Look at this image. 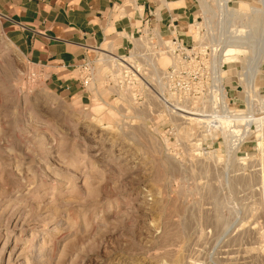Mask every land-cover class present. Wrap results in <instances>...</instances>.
Returning a JSON list of instances; mask_svg holds the SVG:
<instances>
[{"label":"rangeland","instance_id":"1","mask_svg":"<svg viewBox=\"0 0 264 264\" xmlns=\"http://www.w3.org/2000/svg\"><path fill=\"white\" fill-rule=\"evenodd\" d=\"M228 1L207 40L243 62L262 0ZM47 77L0 19V264H264V123L224 173L156 106L70 97Z\"/></svg>","mask_w":264,"mask_h":264},{"label":"built area","instance_id":"2","mask_svg":"<svg viewBox=\"0 0 264 264\" xmlns=\"http://www.w3.org/2000/svg\"><path fill=\"white\" fill-rule=\"evenodd\" d=\"M216 1H203L204 8L196 23L198 39L190 44L175 37L167 42L145 22L135 35L126 37L128 45L124 51L110 45L95 48L93 59L83 60L72 70L83 96L92 100L112 97L136 113L153 105L156 108L151 119L157 118L158 124L167 126L170 132L186 127L194 131L191 145L198 149V154L222 161V171L226 173L230 160L246 158L242 149L250 129L263 125L240 122L234 130L224 123L231 114L264 113V86L255 92L253 103L248 101L247 87L264 76V35L260 28L255 31L257 37H253L250 28L244 29L237 45L241 53H247L245 60L228 61V52L236 43L213 44L207 40L208 35L222 32L213 29L209 16L223 21L235 14L228 0L226 7ZM233 28L227 30L233 32ZM32 65L44 70L42 65ZM216 146L219 150L211 151Z\"/></svg>","mask_w":264,"mask_h":264},{"label":"crops","instance_id":"3","mask_svg":"<svg viewBox=\"0 0 264 264\" xmlns=\"http://www.w3.org/2000/svg\"><path fill=\"white\" fill-rule=\"evenodd\" d=\"M203 1L0 0V19L25 58L44 67L55 91L83 97L72 67L93 59L95 48L124 51L126 37L145 22L167 42L175 37L190 44Z\"/></svg>","mask_w":264,"mask_h":264},{"label":"bare ground","instance_id":"4","mask_svg":"<svg viewBox=\"0 0 264 264\" xmlns=\"http://www.w3.org/2000/svg\"><path fill=\"white\" fill-rule=\"evenodd\" d=\"M217 2V4L219 5V6H221V7H226L227 6V0H217L216 1ZM260 3V2H259ZM261 6H262V14L263 15H261V13H260V15H261V17L260 18H262V19H260L259 17H258V20L260 19V20H262V21H260V25H258V27L257 28H260V30H261V32H262V34L264 35V33H263V28H264V0H262L261 1ZM256 11H260V10H256ZM256 13V12H255ZM255 13L253 14V16L255 15ZM240 14H245V13H243V12H240ZM257 14V13H256ZM258 15V14H257ZM263 16V17H262ZM257 20V21H258ZM258 21V22H259ZM261 22L263 23V24H261ZM262 25V26H261ZM263 27V28H262ZM261 81V82H260ZM262 86H264V81L262 80V79H258V80H256V81H251L250 83H248L247 84V87H248V101H250V103H253V102H255L256 100V95H255V92H257L258 90H259V88L260 87H262ZM264 101V100H263ZM264 103V102H263ZM252 115V116H251ZM260 115H264V113H262V114H259V115H255V114H247L246 116H243L241 113H235V114H231V115H229L230 117L232 116V118H230L229 116L227 117V119H225L226 120V122L224 123V125H230V126H233L234 127V130H236V124H239L240 122L241 123H248V124H250V123H259V124H263L264 123V121L262 120L263 118H264V116H260ZM247 124V125H248ZM238 127V126H237ZM239 131V130H238ZM236 133V132H235ZM263 142H264V140H263ZM260 147L261 148H259V149H262L263 151H264V143H260Z\"/></svg>","mask_w":264,"mask_h":264}]
</instances>
